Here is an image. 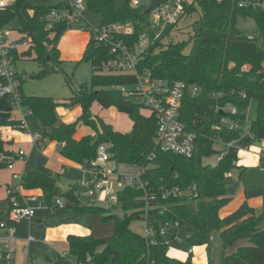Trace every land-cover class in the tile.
Segmentation results:
<instances>
[{"label":"trees","instance_id":"16d2710c","mask_svg":"<svg viewBox=\"0 0 264 264\" xmlns=\"http://www.w3.org/2000/svg\"><path fill=\"white\" fill-rule=\"evenodd\" d=\"M238 0H192L185 2L188 14L201 12L194 24V34L183 41L151 45L139 64L140 71L148 70L154 78L183 80L196 85L200 92L196 96L187 91L182 99L179 119L189 132H194L195 151L192 157L163 151L155 143L157 121L153 114H143L141 104L134 102L120 90V86L137 81L132 74H103L94 65L111 57L106 47L90 39L81 61L93 65L89 82L80 85L71 98L81 106V114L72 122H62L57 114L60 105L52 96L27 95L20 87L22 107L40 119L43 125L42 138L58 141L60 153L67 159L87 164L96 156L101 143L109 145L112 160L117 163L144 166L143 179L158 189L161 185H179L188 188L196 185L198 195L185 194L179 197L160 199L148 214L154 216L152 223L153 240L135 231L131 224L144 219L145 201L143 191L128 186L119 193L123 215L110 211L103 206L81 204L73 190L62 195L75 203V210L84 213L103 215V222H113V234L97 237L94 234L69 235V264H87L88 257L94 264H192L191 256L185 261L168 255L169 243L176 237L178 230L188 225L190 234L184 240L187 247L211 245L214 231L222 238V257L219 262L208 264H264V210L257 214L249 207L251 215L229 227L224 225L220 210L231 199L228 188L233 184L228 174L237 168L238 149L230 148L228 154L213 166L204 163L219 151L216 141H232L241 137V131L222 123L226 117L244 123L247 119L252 99L257 100V116L250 121V132L243 137L242 143L251 145L264 137V12L242 10ZM49 5L46 0H14L2 15V23L13 19L19 23V31L32 39L28 50L19 54L32 56L39 60L42 67L32 78H42L57 72L60 51L58 42L68 28L64 23H54L46 30L45 16L50 9L61 5ZM87 10L101 15V24L132 23L133 42L147 26L149 13L133 8L129 0L117 6L115 0H86ZM253 16L257 22V36L248 39L237 28L238 18ZM191 43V49L186 47ZM234 65H231V64ZM247 66L248 70H243ZM104 98L117 107L128 106L129 117L133 122L130 131L114 130L111 126L102 127L92 115V105L98 98ZM7 100V99H6ZM9 102V100H8ZM10 104V102H9ZM226 104L237 107L238 112L231 114L222 110ZM19 121L0 119L2 126L18 127ZM81 125L91 127L96 135L76 137ZM97 142L93 144V141ZM5 141L0 130V155L11 154L5 150ZM235 162V163H234ZM6 165L0 160V169ZM58 174L44 165L27 171L22 177L25 189L40 188L47 204L54 205L59 193ZM16 195L21 200L20 196ZM178 223L177 228L160 231V221ZM246 240L249 245L239 246L233 253L227 249L238 241ZM0 264H6L0 259Z\"/></svg>","mask_w":264,"mask_h":264},{"label":"built area","instance_id":"2783aa9c","mask_svg":"<svg viewBox=\"0 0 264 264\" xmlns=\"http://www.w3.org/2000/svg\"><path fill=\"white\" fill-rule=\"evenodd\" d=\"M152 1L149 0L147 8L152 4ZM191 1L162 0L154 10L148 12L149 16L152 15V19L148 17L147 26L133 42L130 40V36L134 32L132 23H100L99 25H93L85 14V11H87L86 0H62L61 5L52 7L45 16L47 21L46 30L51 29L54 23H64L68 28L89 31L91 39L106 47L111 57L96 63L94 69L103 74L134 75L137 81L133 84L120 86V90L124 95L132 98L134 102L141 104L142 109L147 108L150 114L155 116L157 121L156 145L163 151L173 152L188 158L194 154L196 135L194 132L186 130L179 119V111L185 93L189 91L192 96H196L199 94L200 88L196 85H189L183 80L169 81L154 78L148 70L140 71L138 66L151 45L175 42L170 37V31L177 26L182 17L188 15L185 2ZM217 1L221 2L223 0ZM13 2L14 0H0V99L9 100L12 108L18 109L22 107L21 79L15 69V61L19 54L28 50L32 45V39L22 33L21 38H12L11 33L18 30L13 27L7 28L6 26L9 23L5 25L2 23L3 12ZM129 3L133 8H139L142 0H129ZM237 6L242 10L264 12V0H238ZM256 36L257 29L254 34L248 35V39L254 41ZM165 38H168V40H165ZM248 69L247 66H243V70ZM221 109L231 114L238 112L237 107L231 104H226ZM222 123L232 129L240 130L241 137L227 142L217 140L216 145L223 146V149L219 151V159H223L230 148L239 149L237 142H242L241 139L250 132V121L248 119L242 124L225 117ZM19 127H26L25 120L20 121ZM9 129L10 126L0 128L3 139L10 140L7 134ZM34 137L39 145L44 144L45 139L41 135L36 134ZM258 143L260 144L258 154L264 157V137ZM242 148L250 150V144H243ZM25 155L26 152L21 149L15 154H1L0 160L8 168L13 169L15 161L17 159L24 160ZM131 166L112 160L109 145L101 143L97 147L96 156L87 162L89 175L82 181V185L87 187L90 195L97 194L99 200L107 201L110 205L120 204L119 193L128 186L142 190V198L145 201V218L148 216L150 208L157 204L160 199L179 197L185 194L198 195L196 185L184 189L176 184L171 186L164 184L155 189L150 186L148 181L143 179L146 167L137 166L132 168ZM22 177L20 173H13V179L17 181L18 186H22ZM8 196L11 203L9 217L7 221L0 222V227L6 229L5 240L0 239V258L5 259L6 264H11L13 252L10 242L15 238L14 224L22 219L35 216L38 207L42 205V201L35 195L20 200L16 195V189L12 187L8 188ZM30 202H37L38 205L33 206ZM55 206H65L62 198L57 197L54 205L49 206V208L53 209ZM177 227V222H169L160 227V231L161 234H164L168 229ZM143 235L150 237L151 242H154L152 225L146 223ZM88 263L94 264L89 257Z\"/></svg>","mask_w":264,"mask_h":264},{"label":"crops","instance_id":"0c3cea01","mask_svg":"<svg viewBox=\"0 0 264 264\" xmlns=\"http://www.w3.org/2000/svg\"><path fill=\"white\" fill-rule=\"evenodd\" d=\"M90 39L91 34L89 31L78 28L66 30L58 42L59 59L61 62H81ZM21 88L24 92L22 81ZM55 101L60 102L56 99ZM6 105L10 108V120H17L20 124V121L23 119L26 122V127L21 128L19 124L18 127L10 126L7 133L10 140L4 139L6 142L5 150L15 154L22 149L26 152V155L24 160L17 159L15 161L13 169L7 166L0 169V222L7 221L9 217L11 207L8 196L9 187L15 188L16 193L22 199L35 195L42 201V205L38 207L35 216L29 219H22L14 224L15 238L10 242L13 252L11 264H69V235L94 234L97 237H107L113 234L114 224L112 222L110 228L100 229L92 216L94 213H84L75 210V203L70 202L62 194L73 190L81 204L86 205L98 206L99 201L101 203H106L107 201L99 200L97 194L90 195L87 187L82 185L81 181L85 180L89 175L87 164L77 163L65 158L60 153L61 144L58 141L45 139L43 145H39L36 142L34 136L36 134L41 135L44 129L39 118L24 107L13 109L8 100L0 99V110H4L3 108ZM74 105L79 106V104L73 102L70 105L68 104V107H57V114L62 122H72L79 117L81 108L78 107V110L74 111ZM121 109L123 108L112 105L105 99L102 101V104L94 101L92 115L99 124L102 123L104 129H107V126H111L114 130L130 131L133 122L131 118L129 123L125 120V114L120 111ZM141 112L143 114H150L144 113L143 109H141ZM113 121L115 122L114 124L112 123ZM90 134L95 136L96 132L89 126L81 125L78 128L76 137L80 138ZM220 148L223 149V146L221 145ZM246 153L245 155H241L242 157L237 161V168L240 172L245 170L244 163L254 165L257 159L263 158L258 154V149ZM217 163L212 165L215 166ZM41 164L58 174L57 185L59 193L55 197L62 198L65 203L64 207L55 206L53 209L49 208L51 205L47 204L42 189H25L23 185L18 186L17 181L13 179L14 172L20 173L23 176L27 171L33 170ZM131 167L136 168L137 166ZM233 170L228 175L231 179H233ZM61 176L71 180L66 189H62L60 186ZM229 196L231 197L230 201L220 210V217L226 227L249 217L251 215L249 207L254 209L257 214L264 210V193L261 190H247L244 184L238 182L235 193ZM30 204L33 206L38 205L37 202H30ZM109 205V203L106 204L105 208L110 209ZM117 215L122 216L123 214L117 213ZM99 216L102 219L103 215L99 214ZM144 220L145 225L146 223L152 225L156 221V218L148 214L146 218L144 217ZM167 223L169 222L161 220L160 227L165 226ZM145 225L141 231H135L143 234ZM131 227L133 228V223ZM107 230L108 232H106ZM189 234L188 225L178 230L176 237L169 243L168 255L170 257L185 261L191 256L192 264H208L211 260L216 263L220 261L223 250L220 232H213L210 246L202 244L187 247L184 240ZM5 236L6 229L0 227V239L5 240ZM214 242L216 243V250H213ZM243 245H249V242L246 240L238 241L227 249V253H233L239 246ZM106 264H111V262L108 261Z\"/></svg>","mask_w":264,"mask_h":264},{"label":"rangeland","instance_id":"374dc122","mask_svg":"<svg viewBox=\"0 0 264 264\" xmlns=\"http://www.w3.org/2000/svg\"><path fill=\"white\" fill-rule=\"evenodd\" d=\"M62 0H46L49 5H55ZM125 0H115L116 5L119 7L124 3ZM191 1V0H190ZM149 0H142V3L139 7L140 11H145L147 9V4ZM87 19L93 25H99L101 23V15L96 12H91L89 10L85 11ZM201 12H194L193 14H188L182 17L179 20L177 26H175L170 31V37L173 41H185L188 40L194 34V24L200 18ZM152 19V15L149 16ZM7 28H15L18 30L17 32L13 31L11 33V37H19L21 38V32L19 31V23L17 19H13L7 26ZM237 28L240 32L246 35H251L255 33L257 28V22L253 16H243L241 15L237 20ZM168 40V38H165ZM21 43V41H20ZM191 43L186 47V52H189L191 49ZM59 70L57 72H53L42 78H32V73H37L42 65L39 60L35 59V53H32V56H23L15 61V69L19 73L20 79L22 81L23 89L25 94L31 95H43V96H52L56 100L60 101L59 106L68 107V104H72L71 98L74 95V92L77 91L81 84L85 82H89L90 78L93 74V65L89 61H81V62H62L57 65ZM104 99H97L96 102L102 104ZM257 100L252 99L249 105L247 119L248 121H252L257 116ZM74 111L78 110L79 105L73 106ZM120 111L125 114V120L130 121L129 117V108L128 106L122 107ZM4 110H0V119H10L11 113L10 108L5 106ZM7 110V111H6ZM144 113H150L147 108L143 109ZM115 123L114 121L112 122ZM106 126V125H105ZM107 128V127H106ZM239 146L238 149V161L242 157L241 155L247 154L246 152H251L252 150L258 149L260 144L258 142L250 145V150H245L242 148L243 143L239 142L237 144ZM221 145L217 144L216 148L221 151ZM219 160V152L213 155L210 158H204V163L215 164ZM260 161V162H259ZM240 165V164H239ZM245 170L240 172L238 168H234L232 172L233 181L235 183L241 182L245 185V188L250 191L261 190L264 193V157L257 159L256 164L250 165L249 163H244ZM70 179L67 177L61 176L60 178V186L62 189H66L69 186ZM82 182V181H81ZM106 203L98 202V206L105 207ZM110 211H115V214L122 213L123 209L121 204L109 205ZM101 215V214H100ZM95 222L98 227L102 230L105 228H110L112 226V222H103L101 216L99 214H92ZM145 225V220L141 219L133 222L134 230L141 231L143 226ZM108 232V230L106 231ZM216 243H213V250H216Z\"/></svg>","mask_w":264,"mask_h":264},{"label":"water","instance_id":"95a60500","mask_svg":"<svg viewBox=\"0 0 264 264\" xmlns=\"http://www.w3.org/2000/svg\"><path fill=\"white\" fill-rule=\"evenodd\" d=\"M161 1H162V0H153V1H152V4H151V5L145 10V12L148 13V12L154 10V9L160 4ZM96 142H97V139H95V140L93 141V144H95ZM237 187H238V183H234V184H232V185L228 188V193H229V195H233V194L235 193Z\"/></svg>","mask_w":264,"mask_h":264}]
</instances>
